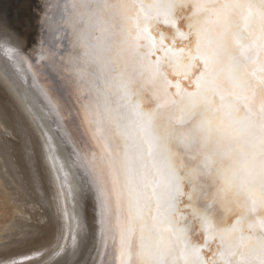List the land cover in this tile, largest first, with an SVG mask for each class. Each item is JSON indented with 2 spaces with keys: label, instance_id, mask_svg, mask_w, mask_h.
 I'll return each mask as SVG.
<instances>
[{
  "label": "snow or ice",
  "instance_id": "obj_1",
  "mask_svg": "<svg viewBox=\"0 0 264 264\" xmlns=\"http://www.w3.org/2000/svg\"><path fill=\"white\" fill-rule=\"evenodd\" d=\"M40 26L77 83L115 264H264V0H42Z\"/></svg>",
  "mask_w": 264,
  "mask_h": 264
},
{
  "label": "bare ground",
  "instance_id": "obj_2",
  "mask_svg": "<svg viewBox=\"0 0 264 264\" xmlns=\"http://www.w3.org/2000/svg\"><path fill=\"white\" fill-rule=\"evenodd\" d=\"M41 13L42 0H0L9 32L0 36V84L21 117L0 110V212L11 208L0 251L17 264H115L81 96L45 44Z\"/></svg>",
  "mask_w": 264,
  "mask_h": 264
},
{
  "label": "rangeland",
  "instance_id": "obj_3",
  "mask_svg": "<svg viewBox=\"0 0 264 264\" xmlns=\"http://www.w3.org/2000/svg\"><path fill=\"white\" fill-rule=\"evenodd\" d=\"M2 84H0V89L1 90H3V92L2 91H0V100L1 101H3V103H7V105H5V104H3L4 105V107L3 108H5V109H1L0 108V110L4 113V115H11V116H13L14 115V118H16L17 117V119L19 120V119H21V117L19 116V114H17V112H16V110L14 109V108H9V107H11L10 105H11V101L10 100H12V99H10V94H9V91H7L6 89H5V87L2 85ZM9 100V101H8ZM9 104V105H8ZM9 106V107H8ZM8 111V112H7ZM9 113V114H8ZM19 122H21V121H19ZM1 135H4L2 132L0 133ZM42 146V143L40 144V147ZM41 156H42V154L40 153V158H41ZM63 160H64V158H62ZM65 163V165H66V161L64 162ZM4 208V209H3ZM8 211H7V210ZM4 210V211H3ZM6 210V211H5ZM11 213V208H6L5 206H3L2 208H1V212H0V226H2L3 225V221L9 216V214ZM1 223H2V225H1ZM8 224L6 223V226H7ZM25 240V239H24ZM1 244V243H0ZM1 246V245H0Z\"/></svg>",
  "mask_w": 264,
  "mask_h": 264
}]
</instances>
